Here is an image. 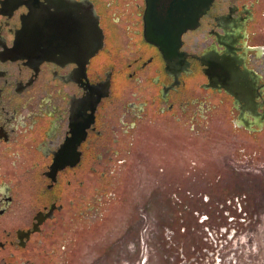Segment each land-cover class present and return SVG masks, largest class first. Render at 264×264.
<instances>
[{"label": "flooded vegetation", "instance_id": "1", "mask_svg": "<svg viewBox=\"0 0 264 264\" xmlns=\"http://www.w3.org/2000/svg\"><path fill=\"white\" fill-rule=\"evenodd\" d=\"M90 5L103 39L86 56L73 27ZM146 8L0 0V264H58L57 232L90 209L141 119L222 117L247 139L264 137V0H214L172 63L145 38ZM41 30L58 45L53 54L16 51L40 44Z\"/></svg>", "mask_w": 264, "mask_h": 264}, {"label": "rangeland", "instance_id": "2", "mask_svg": "<svg viewBox=\"0 0 264 264\" xmlns=\"http://www.w3.org/2000/svg\"><path fill=\"white\" fill-rule=\"evenodd\" d=\"M104 183L57 232L58 264H264V137L144 118Z\"/></svg>", "mask_w": 264, "mask_h": 264}, {"label": "water", "instance_id": "3", "mask_svg": "<svg viewBox=\"0 0 264 264\" xmlns=\"http://www.w3.org/2000/svg\"><path fill=\"white\" fill-rule=\"evenodd\" d=\"M213 1L214 0H146L147 8L144 14L145 38L149 42L157 45L163 52L166 60L172 63V61L179 56L183 35L187 31L194 30L199 26L201 17L207 12ZM89 7V10H80V15L84 17L83 24L79 23L80 25L77 27L76 20L75 22L73 21V34L75 37L73 46L75 47L77 45L76 36L78 31L83 33L85 35L84 38L88 41V43L85 42L86 56H91L96 52L103 39L95 10L92 5ZM72 15L76 17V11H74ZM40 33L43 38L40 44H20V47L17 46L16 51L24 47L25 54L41 53L47 57L53 54L54 48L58 45L51 41V36H47L45 30H41ZM27 39L34 40L35 37L33 35H27Z\"/></svg>", "mask_w": 264, "mask_h": 264}]
</instances>
